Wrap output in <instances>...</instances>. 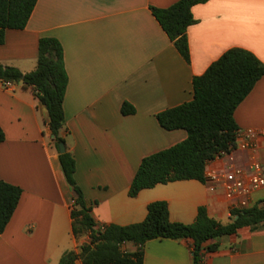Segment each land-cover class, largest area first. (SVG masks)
I'll list each match as a JSON object with an SVG mask.
<instances>
[{
    "label": "crops",
    "instance_id": "crops-1",
    "mask_svg": "<svg viewBox=\"0 0 264 264\" xmlns=\"http://www.w3.org/2000/svg\"><path fill=\"white\" fill-rule=\"evenodd\" d=\"M178 0H38L23 29H7L0 64L29 72L36 67L41 37L59 40L68 76L61 135L76 164L75 179L92 205L96 228L144 220L153 201L167 203L171 222L193 223L198 208L227 223L229 201L218 185L196 179L129 189L143 157L187 137L166 130L156 113L193 98L192 79L227 49L242 47L264 62V0H208L192 6L189 62L153 16L151 7ZM123 102L135 113L123 115ZM240 131L264 129V76L234 111ZM48 114L30 87L4 88L0 80V179L22 189L16 209L0 234V264H58L65 251L78 250L84 237L72 231L74 192L60 167ZM248 151L235 150L245 165ZM264 159V142L259 150ZM226 157L213 160L221 167ZM264 200V187L250 205ZM218 243L203 264H264V223L239 228ZM138 245L125 242L132 252ZM76 264H80L77 262ZM142 264H192V240L159 238L143 245Z\"/></svg>",
    "mask_w": 264,
    "mask_h": 264
},
{
    "label": "trees",
    "instance_id": "trees-1",
    "mask_svg": "<svg viewBox=\"0 0 264 264\" xmlns=\"http://www.w3.org/2000/svg\"><path fill=\"white\" fill-rule=\"evenodd\" d=\"M38 0H0V45L7 29H23ZM208 0H178L169 7H151V12L174 46L189 62L187 29L196 20L192 6ZM264 76V62L242 47L227 49L212 62L205 72L192 79L193 98L180 105L156 113L160 126L166 130L184 129L187 137L166 149L142 158L132 179L129 195L141 189L175 180L196 179L205 181L206 163L221 152H229L236 145L239 129L234 111ZM0 80L21 82L30 87L48 114V128L57 148L65 139L63 101L68 76L64 66L63 47L58 39L44 36L37 45L36 67L22 72L17 67L0 64ZM121 113H135V108L123 102ZM5 138L0 127V142ZM67 184L74 192L71 209L72 231L76 238L87 234L88 243L78 250L65 251L58 264H142L143 245L152 239H191L192 264H203L206 253L215 251L218 243L207 244L245 226L264 223V200L244 209L230 211L227 223L210 217L206 208H198L193 223L184 224L169 220L165 201L151 202L143 221L128 225L108 224L96 228L92 205L87 203L75 179L76 164L69 151L58 155ZM22 189L0 179V234L11 219L19 202ZM125 242L138 245L135 251L122 248Z\"/></svg>",
    "mask_w": 264,
    "mask_h": 264
},
{
    "label": "built area",
    "instance_id": "built-area-1",
    "mask_svg": "<svg viewBox=\"0 0 264 264\" xmlns=\"http://www.w3.org/2000/svg\"><path fill=\"white\" fill-rule=\"evenodd\" d=\"M4 88H11L14 82L2 81ZM264 142V129H247L236 135V145L229 152L208 161L204 170L205 182L221 187L224 197L229 201L230 209H244L250 206L251 195L264 187V159L259 150ZM248 151L249 157L245 165L236 163L235 150ZM226 157L221 167L209 166L213 160Z\"/></svg>",
    "mask_w": 264,
    "mask_h": 264
},
{
    "label": "water",
    "instance_id": "water-1",
    "mask_svg": "<svg viewBox=\"0 0 264 264\" xmlns=\"http://www.w3.org/2000/svg\"><path fill=\"white\" fill-rule=\"evenodd\" d=\"M51 139L52 140L54 139V136L53 135H51ZM57 148H58L59 153H63V152L66 151V144L64 142H59L57 144Z\"/></svg>",
    "mask_w": 264,
    "mask_h": 264
},
{
    "label": "rangeland",
    "instance_id": "rangeland-1",
    "mask_svg": "<svg viewBox=\"0 0 264 264\" xmlns=\"http://www.w3.org/2000/svg\"><path fill=\"white\" fill-rule=\"evenodd\" d=\"M81 237H84V238L86 239V240H84L83 243H88V242H89V237H88L87 234H85V235H83V236H81Z\"/></svg>",
    "mask_w": 264,
    "mask_h": 264
}]
</instances>
